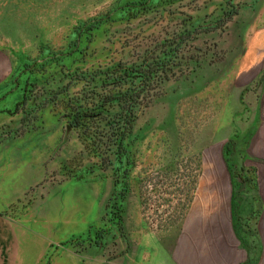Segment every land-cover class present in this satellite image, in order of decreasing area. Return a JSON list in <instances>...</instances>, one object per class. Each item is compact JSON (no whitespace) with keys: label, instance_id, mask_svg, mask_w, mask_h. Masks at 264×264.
Here are the masks:
<instances>
[{"label":"rangeland","instance_id":"1","mask_svg":"<svg viewBox=\"0 0 264 264\" xmlns=\"http://www.w3.org/2000/svg\"><path fill=\"white\" fill-rule=\"evenodd\" d=\"M0 22V145H24L39 170L0 214V264H99L125 230L158 232L192 208L262 264L264 0H0ZM118 65L146 99L123 151L85 148L69 107ZM148 66L164 77L151 87L134 78ZM75 193L84 206L56 237L55 202Z\"/></svg>","mask_w":264,"mask_h":264},{"label":"crops","instance_id":"2","mask_svg":"<svg viewBox=\"0 0 264 264\" xmlns=\"http://www.w3.org/2000/svg\"><path fill=\"white\" fill-rule=\"evenodd\" d=\"M5 39L7 41V38L0 37V41ZM8 54L9 51L0 42V73H6L8 70L7 62L4 59ZM27 153L28 148L22 144L0 145V214L22 200L32 187L33 182H36L33 178L39 176L37 163L33 169L31 156ZM86 196L89 199V195ZM79 198L78 193L72 194L69 205L65 207L61 201L55 202L54 230L56 237L62 238L64 219H67L66 221L71 225L76 223L78 210L80 206H84L79 202ZM17 219L16 223L18 222V225L22 226H14V224L11 226L12 228L21 227L13 229V231L16 240L22 243L27 238L23 233L24 217L21 215L20 219ZM224 220L219 217L208 218L203 214V211L200 212L197 208H192L183 223H173L158 232L149 231L141 224L136 225L134 229L121 233L120 255L116 258L103 256L98 263L255 264L254 255L249 256L239 251L236 237L228 229V225L222 223ZM2 227L3 224L0 223V230H3ZM78 260L79 264H92L84 261L83 258ZM262 264H264V257Z\"/></svg>","mask_w":264,"mask_h":264},{"label":"trees","instance_id":"3","mask_svg":"<svg viewBox=\"0 0 264 264\" xmlns=\"http://www.w3.org/2000/svg\"><path fill=\"white\" fill-rule=\"evenodd\" d=\"M131 74H133L132 71L128 69L120 71L118 65L114 72L106 74L102 80L105 87L97 84L93 87L94 92L87 100L78 99L73 101L69 107V126L77 130L84 141L89 139L85 148L90 146L93 149L94 146H97L107 152L112 151L113 148L123 151L126 134L136 118V105L146 99L145 95H141L140 92L124 88V85L128 83V78H132ZM134 78L143 79V83H147L151 87L157 80L160 81L164 77L158 73L155 66H148L142 74L138 72ZM117 118H119L118 121H116ZM119 124H121L120 127ZM101 131H107L110 135L105 139L98 137ZM109 156L107 155L105 160Z\"/></svg>","mask_w":264,"mask_h":264}]
</instances>
